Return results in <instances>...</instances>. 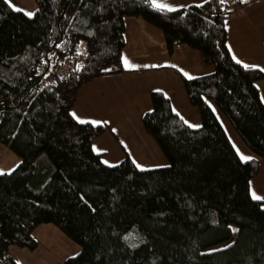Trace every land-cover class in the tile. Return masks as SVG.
Returning <instances> with one entry per match:
<instances>
[{
  "label": "trees",
  "instance_id": "trees-1",
  "mask_svg": "<svg viewBox=\"0 0 264 264\" xmlns=\"http://www.w3.org/2000/svg\"><path fill=\"white\" fill-rule=\"evenodd\" d=\"M254 1L169 11L152 0H34L29 16L0 0V143L20 158L0 175V264H20L12 245L37 249L44 223L81 246L63 264H264V200L252 196L264 158V71L236 63L226 25ZM129 16L162 30L170 53L185 44L214 67L184 79L199 127L151 92L143 126L169 160L153 168L129 155L105 163L93 142L108 125L72 115L83 86L127 71ZM212 104L252 159L241 160Z\"/></svg>",
  "mask_w": 264,
  "mask_h": 264
},
{
  "label": "crops",
  "instance_id": "crops-1",
  "mask_svg": "<svg viewBox=\"0 0 264 264\" xmlns=\"http://www.w3.org/2000/svg\"><path fill=\"white\" fill-rule=\"evenodd\" d=\"M20 1L23 5L35 7L34 0ZM204 1L156 0L172 9ZM231 1L234 3V0ZM125 24L126 48L123 57L130 62L127 66L124 64L127 71L99 77L83 86L77 95L73 113L79 119L108 125V131L93 142L94 150L103 153L102 158L107 164H116L129 155L141 168L163 166L168 163V156L145 130L142 122L146 111L152 108L151 92H164L176 112L183 115L189 124L200 126V112L190 103L184 88V73L191 77L200 76L211 73L214 67L205 64L201 53L185 44L170 53L163 31L142 18L126 17ZM226 25L228 45L233 56L243 64L264 69V0L251 2L238 14L228 16ZM263 83L264 80L259 83L261 90ZM241 145L250 154L245 145ZM260 161L261 172L252 188L264 200V158Z\"/></svg>",
  "mask_w": 264,
  "mask_h": 264
},
{
  "label": "rangeland",
  "instance_id": "rangeland-1",
  "mask_svg": "<svg viewBox=\"0 0 264 264\" xmlns=\"http://www.w3.org/2000/svg\"><path fill=\"white\" fill-rule=\"evenodd\" d=\"M8 1L14 8L20 9L26 13H34L35 11L34 6H29V4L23 5L22 1L20 0H8ZM233 8L234 7L230 6L228 9L232 10ZM197 51L200 52L199 50ZM263 62H264V57H263ZM252 67H257L260 69L263 68V67L261 68V66H252ZM262 90H261V94L264 100V83ZM151 104L153 105V102ZM212 106L218 118L220 119L225 129L227 130L229 136L231 137V139H233L234 143L239 148L241 155L248 156L247 153L243 152L240 145L243 144L241 142L242 140L235 131L230 120L227 118L225 114L221 112V110L215 104H212ZM192 126L199 127L196 125H192ZM239 139L241 141H239ZM166 155L168 156V154ZM19 159L20 158L10 148L0 143V172L13 170L17 166ZM252 184L253 185L255 184L254 180H252ZM34 235L40 244V246L35 250H30L28 248H21L12 245V254L19 261L20 264H63L65 259H67L70 256H74L78 254L81 250V246L79 244L71 240L53 223H44L40 225L35 230ZM227 244L228 243H224L223 245H227Z\"/></svg>",
  "mask_w": 264,
  "mask_h": 264
},
{
  "label": "snow or ice",
  "instance_id": "snow-or-ice-1",
  "mask_svg": "<svg viewBox=\"0 0 264 264\" xmlns=\"http://www.w3.org/2000/svg\"><path fill=\"white\" fill-rule=\"evenodd\" d=\"M221 2H223V0H221ZM152 3L157 8H167L169 11H173L174 10V9L170 8L167 4H159V3H157L156 0H152ZM16 10H20V9H16ZM27 15L31 16V15H33V13H27ZM229 50L231 51V48H229ZM233 59L236 60V63H238V64L241 63V61L239 59H237L235 56H233ZM123 63L127 66V65H129L130 62L128 61L127 58H124ZM145 67H148V65H145ZM152 67H155V65H152ZM244 67L247 68V67H249V65L245 64ZM261 71H264V69H261ZM184 75L186 77H188L189 79L193 78V77L189 76L187 73H184ZM157 91H159V90H157ZM177 114L179 115V113H177ZM72 115H73L74 118L78 119L80 123L89 122V121H85V120L79 119V117H77L76 113H72ZM91 123L95 124V123H99V122L91 121ZM250 159H252V157L241 155V160L242 161H247V160H250ZM105 163H107V162L105 161ZM137 167H140V165H137ZM3 174H4L3 172H0V175H3ZM252 196H253V199H256V200L262 199V197L256 195L255 192L252 193Z\"/></svg>",
  "mask_w": 264,
  "mask_h": 264
},
{
  "label": "built area",
  "instance_id": "built-area-1",
  "mask_svg": "<svg viewBox=\"0 0 264 264\" xmlns=\"http://www.w3.org/2000/svg\"><path fill=\"white\" fill-rule=\"evenodd\" d=\"M66 71H64V73H65Z\"/></svg>",
  "mask_w": 264,
  "mask_h": 264
}]
</instances>
